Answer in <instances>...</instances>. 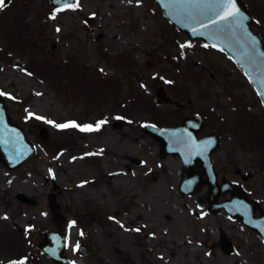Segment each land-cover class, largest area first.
Segmentation results:
<instances>
[{
	"label": "rangeland",
	"instance_id": "374dc122",
	"mask_svg": "<svg viewBox=\"0 0 264 264\" xmlns=\"http://www.w3.org/2000/svg\"><path fill=\"white\" fill-rule=\"evenodd\" d=\"M242 1L264 36V0ZM78 3L58 12L49 0H12L0 13V92L11 120L36 148L14 170L0 161V264H56L38 250L55 231L65 237V256L78 264H264L260 238L224 212L211 214L206 195H181L179 159L161 156L159 143L139 129L155 117L177 121L171 108L147 112L155 106L154 89L173 85L167 92L192 102L190 111L173 114H216L220 125L208 130L222 136L216 165L264 205V177L256 173L264 110L251 84L229 57L187 45L153 0ZM12 58L24 68L13 67ZM243 115L256 130L235 126ZM118 118L125 125L114 129ZM100 121L98 130H81ZM72 122L78 127L56 126ZM222 233L232 253L224 252Z\"/></svg>",
	"mask_w": 264,
	"mask_h": 264
},
{
	"label": "water",
	"instance_id": "95a60500",
	"mask_svg": "<svg viewBox=\"0 0 264 264\" xmlns=\"http://www.w3.org/2000/svg\"><path fill=\"white\" fill-rule=\"evenodd\" d=\"M73 2L74 0H52L51 4L54 8H61L64 7L66 3ZM155 2L165 17L173 23L178 30L183 31L191 42L199 39L205 45H210L229 54L248 75L264 101V48L258 35L251 31L250 26L252 17L240 0H236V6L244 16L248 17V19L243 22V27L238 26V18L230 22L222 21L219 26L209 25L208 27H202L201 24L206 23L209 15L212 13H209L205 4L200 3L199 0H197L196 3H188L187 0H184L182 3H177L176 0H155ZM11 62L16 67H23L17 60H12ZM121 125L122 123L118 122L114 126L120 127ZM145 129L147 133L161 141L162 153L165 150L180 155L183 162V177L182 185L180 186L181 192L183 194L195 193L203 183L202 180H199V182L196 181L195 183L191 180L193 176L191 173L194 165H196L194 156L198 146H196L195 149L191 144H179L178 141L174 139V135L170 136L168 134V136L165 137V134L169 133L165 130H157L152 127H146ZM39 134L43 140L48 138L45 128H41ZM34 153L35 150L32 144L27 140L23 130L14 122H11L7 113V108L0 97V160L6 167L13 169L27 162ZM209 181V209L210 211H214L213 206L216 198L221 193H224L223 191L227 189V187H212L210 184L212 183V176H209ZM50 204L51 207H53V196ZM217 207H223L232 218L240 219L244 224L259 231L264 237V225H260L252 220L249 203L243 195L239 194L230 201L218 205ZM57 236V234H54V237L58 238ZM224 244L227 247L226 251H231V246L226 240ZM64 248L65 246L62 238L61 244L55 253L46 251L42 247L40 250L42 252H47L58 264H71L63 257Z\"/></svg>",
	"mask_w": 264,
	"mask_h": 264
},
{
	"label": "snow or ice",
	"instance_id": "6c2138e0",
	"mask_svg": "<svg viewBox=\"0 0 264 264\" xmlns=\"http://www.w3.org/2000/svg\"><path fill=\"white\" fill-rule=\"evenodd\" d=\"M177 3H182L184 0H176ZM188 3H196L197 0H187ZM200 3L205 4V7L207 8V11L209 13H212L209 15V18L206 23H202V27H208L209 25H221V22H230L233 19H237V24L240 27H243V22L248 19L247 16H244L240 9L236 6V0H199ZM75 6L78 7L79 3L78 0H74ZM5 6V0H0V8H3ZM73 3H66L64 7L57 9V11H64L65 9H72ZM52 19H55V15L51 17ZM57 32L60 31L59 28L56 29ZM250 35V34H249ZM215 46V45H213ZM184 45H181V48H184ZM207 47V45H205ZM103 71V70H101ZM170 83V82H168ZM5 95V93L0 92V96ZM31 115V114H30ZM37 119H41V117H36ZM119 119V118H118ZM51 123V121H49ZM104 121H100L97 124L96 129L93 128L92 125H86L84 128H81L82 131H93L98 130L99 125L103 124ZM59 128H66V127H78L74 122L70 124L65 125H56ZM5 219L7 217H4ZM74 223V222H73ZM123 227V225H121ZM135 231H139V229H135ZM81 235H83V232H81ZM77 247L79 245L77 244ZM20 264H23V261L20 262Z\"/></svg>",
	"mask_w": 264,
	"mask_h": 264
},
{
	"label": "flooded vegetation",
	"instance_id": "af4514ba",
	"mask_svg": "<svg viewBox=\"0 0 264 264\" xmlns=\"http://www.w3.org/2000/svg\"><path fill=\"white\" fill-rule=\"evenodd\" d=\"M162 99L164 101V106L167 107V108H171L174 111H179V110H182L184 108V104L180 102L181 99L178 97V94H176V93L165 92L162 95ZM170 118L177 119V121L171 122L170 120H166V118L164 116L162 120L159 119L160 121H162V126L171 127V126L179 125V123H181L185 119V116L183 114H178V115H175V116H170ZM217 123H218V120L216 118H212L210 120V126L213 125V124H217ZM204 132H207V128L204 129ZM206 135H208V134L205 133L204 135L201 134L200 136H206ZM261 158H262V161L260 162L259 168H257L256 173L258 174L260 172L261 173V178H262V177H264V156H261ZM214 163L216 165V160H214ZM219 166L220 165H218V166L216 165L215 166V169H216V172H217V176H219L220 179H223V177H226V176L221 171ZM250 169H252V168H250ZM246 172H248V170ZM251 173H253V171L248 173V175H250ZM254 216L258 220H261V218L264 217V206H263V203H261V202L259 203V208H256Z\"/></svg>",
	"mask_w": 264,
	"mask_h": 264
},
{
	"label": "bare ground",
	"instance_id": "6f19581e",
	"mask_svg": "<svg viewBox=\"0 0 264 264\" xmlns=\"http://www.w3.org/2000/svg\"><path fill=\"white\" fill-rule=\"evenodd\" d=\"M17 197L22 199L26 205L33 206L35 204L31 198L26 197L24 194L18 193Z\"/></svg>",
	"mask_w": 264,
	"mask_h": 264
}]
</instances>
